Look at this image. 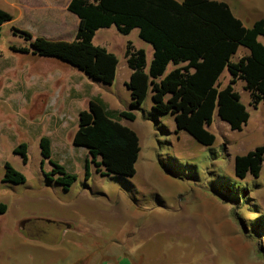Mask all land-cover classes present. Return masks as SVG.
I'll use <instances>...</instances> for the list:
<instances>
[{
  "label": "rangeland",
  "instance_id": "rangeland-1",
  "mask_svg": "<svg viewBox=\"0 0 264 264\" xmlns=\"http://www.w3.org/2000/svg\"><path fill=\"white\" fill-rule=\"evenodd\" d=\"M218 1L246 26L264 19V0ZM68 3L0 0L13 16L0 41V199L8 206L0 215V264H92L101 253H128L143 264H264V168L260 178L243 181L234 172L236 156L264 144V104L251 106L245 83L238 81L234 89L250 113L248 124L232 131L215 113L208 129L217 141L204 147L177 131L172 116L155 112L150 93L133 109L134 122L122 120L140 139L136 175L104 177L88 150L73 144L79 113L97 96L113 113L131 110L126 46L146 51L147 69L153 49L137 29L129 35L115 26L99 30L94 45L119 60L112 85L59 60L14 50L30 47L15 29L72 42L79 21ZM259 41L264 45V37ZM248 53L240 48L232 61ZM230 80L226 70L220 89ZM42 137L53 143L52 160L77 176L68 191L45 176L53 165L42 163ZM22 143L28 163L14 153ZM6 163L26 183H4Z\"/></svg>",
  "mask_w": 264,
  "mask_h": 264
},
{
  "label": "trees",
  "instance_id": "trees-1",
  "mask_svg": "<svg viewBox=\"0 0 264 264\" xmlns=\"http://www.w3.org/2000/svg\"><path fill=\"white\" fill-rule=\"evenodd\" d=\"M67 10L78 18V30L72 42L34 37L25 30L15 31L30 47L14 50L56 59L82 71L91 80L112 85L119 60L106 48L94 45L96 33L113 26L122 35L139 31V37L153 48V59L147 70V55L131 42L126 46L125 60L132 71L126 87L131 96V110L111 112L105 101L94 97L89 107L79 113V128L73 144L88 150L102 175L134 177L141 152L137 133L122 120H136L133 109L139 108L151 93L153 110L170 115L177 131H185L198 144L213 147L217 137L209 131L215 113L232 131H242L250 113L234 86L245 83L251 106L264 104V19L246 26L236 17L228 3L216 0H69ZM13 16L0 8V41L2 28ZM240 48L248 50L233 62ZM170 65L174 69L166 74ZM228 71L231 80L220 89V78ZM42 163L49 161L53 170L45 173L50 182L68 191L77 176L52 160V142L40 140ZM14 153L28 163V145L22 143ZM99 161L97 162L96 160ZM264 168V144L234 160L235 176L243 181L258 179ZM86 177L90 163H86ZM24 174L10 163L5 164L4 183H26ZM8 206L0 199V215Z\"/></svg>",
  "mask_w": 264,
  "mask_h": 264
},
{
  "label": "crops",
  "instance_id": "crops-1",
  "mask_svg": "<svg viewBox=\"0 0 264 264\" xmlns=\"http://www.w3.org/2000/svg\"><path fill=\"white\" fill-rule=\"evenodd\" d=\"M216 1H218V0H216ZM153 49V48H152ZM152 52H154V51H152ZM152 59H153V53H152ZM152 61V60H151ZM151 64V63H150ZM150 66V65H149ZM170 66H172L173 67V69H174V66L173 65H170ZM169 66V67H170ZM169 67H168V69H169ZM149 69V68H148ZM147 69V70H148ZM168 69H167V72H166V74H168L170 71H172L171 69H169V71H168ZM131 73H132V71H131ZM52 146H53V143H52ZM111 255V254H110ZM103 256H109V255H107V254H104V253H101L100 255H99V260L98 261H96V262H93L92 264H143V262H137L136 263V261L135 260H133V258H131V257H129V254L128 253H126L125 255H117L116 257H111V256H109V258L108 259H103L102 257Z\"/></svg>",
  "mask_w": 264,
  "mask_h": 264
},
{
  "label": "water",
  "instance_id": "water-1",
  "mask_svg": "<svg viewBox=\"0 0 264 264\" xmlns=\"http://www.w3.org/2000/svg\"><path fill=\"white\" fill-rule=\"evenodd\" d=\"M87 76V75H86Z\"/></svg>",
  "mask_w": 264,
  "mask_h": 264
}]
</instances>
